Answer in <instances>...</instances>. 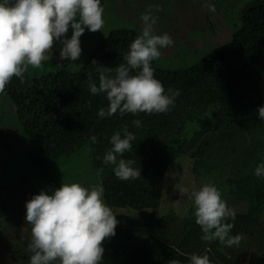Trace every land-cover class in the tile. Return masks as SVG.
Masks as SVG:
<instances>
[{"label":"trees","instance_id":"1","mask_svg":"<svg viewBox=\"0 0 264 264\" xmlns=\"http://www.w3.org/2000/svg\"><path fill=\"white\" fill-rule=\"evenodd\" d=\"M245 2L241 26L225 46L222 44V50H212L185 69H163L152 62L154 75L164 88L180 90L168 112L117 113L105 118L97 115L108 101L104 94L89 91L88 74L98 79V66L92 61L113 69L122 63L129 44L140 34L125 28L111 30L78 71L59 68L33 76L28 68L23 83L13 77L0 93V99L7 96L12 101L21 129L39 148L41 155L33 159L40 175L50 183L57 181L55 168H66L83 156L80 165L84 171L74 182H102L104 200L112 211L158 209L167 171L183 155L209 172L216 165L229 169L232 176L228 180L235 188L227 194L245 206L234 211V221L229 219L234 225L231 234H240L242 248L202 240L194 216L181 219L182 224L177 225L172 214L152 217L137 213V219L120 217V221L132 225L119 234L116 230L102 242L101 264H170L172 259L186 261L191 253L207 254L212 264H240L239 257L250 251L248 236L256 247L249 252L253 255L251 264H264V177L253 174L264 159V120L257 115L258 107L264 105V0ZM134 119H140L141 126H134ZM2 127L0 121V144L7 151L3 158H8L12 147ZM125 127L134 133L135 140L133 149L123 156L135 161L133 167L141 170V176L134 180L118 179L112 167L102 163L110 147L109 137L117 130L123 134ZM92 135L97 136V143L91 142ZM71 177L63 176L67 181ZM31 188L34 191V183ZM23 202L16 204L18 211L11 208L12 212L22 216ZM174 230L179 236L173 234H177Z\"/></svg>","mask_w":264,"mask_h":264},{"label":"clouds","instance_id":"2","mask_svg":"<svg viewBox=\"0 0 264 264\" xmlns=\"http://www.w3.org/2000/svg\"><path fill=\"white\" fill-rule=\"evenodd\" d=\"M202 4L215 11L210 0H202ZM103 14L102 0H0V93L13 77L23 83L29 66L42 67V62L51 58L54 43L59 44L60 60H78L82 53L81 35L86 30H101L105 23ZM144 20L147 22L149 17L145 15ZM173 43L167 32L156 34L152 23H146L129 44L123 62L114 69L93 60L92 64L98 66V79L88 74L89 91L93 95L104 94L108 101L97 115L105 118L117 113L123 116L170 111L180 90L165 89L154 75L152 62L162 55L161 49ZM257 115L264 120V105L258 107ZM132 124L139 127L142 121L134 119ZM90 140L98 142L96 135ZM134 140V133L127 127L123 134L117 130L109 137L110 147L102 163L110 165L120 180L141 176L140 168L133 167L135 161L123 156L133 149ZM253 174L264 177V159L258 162ZM104 191L102 182L87 185L62 182L57 188L33 194L24 205L25 220L31 226L28 264H101L102 242L115 235L118 224L117 215L104 200ZM180 192L192 204L202 240H218L226 246L239 244L241 236L231 234L234 225L229 222L234 221L236 214L214 183L203 182L191 189L186 186ZM170 264H212V261L207 254L191 253L186 261L172 259Z\"/></svg>","mask_w":264,"mask_h":264},{"label":"rangeland","instance_id":"3","mask_svg":"<svg viewBox=\"0 0 264 264\" xmlns=\"http://www.w3.org/2000/svg\"><path fill=\"white\" fill-rule=\"evenodd\" d=\"M245 1L248 0H210L215 5V11H209L203 6L202 0H102L105 23L101 30L95 32L86 30L81 35L82 53L79 59L74 62L60 60L58 58L59 44L54 43L52 55L49 53L51 58L42 62V67L29 66L30 75L41 76L59 68L78 71L90 53L111 30L125 28L141 32L146 23H152L156 34L167 32L174 41L171 46L161 49L162 55L154 60L156 66L168 70L189 68L201 61L212 50H222L232 39L241 26ZM251 1L249 0L247 4ZM145 15L149 17L147 22L144 20ZM67 35L70 37L71 29ZM0 121L5 139L12 147V155L3 158L7 151L0 144V159L3 160L0 161V200L8 199L7 204L0 203V264H28L31 253L27 249V243L31 237V226L26 222L25 213L22 212L25 209V202L41 189H54L62 182L76 181L83 170L80 165L83 162V156L75 158L76 160L68 163L66 168H55L58 180L51 184L40 175L33 159L41 155L39 148L27 139L17 120L15 106L7 96L0 99ZM197 166L187 155L179 157L172 163L166 174L162 201L158 209H144L139 212L122 209L113 211L117 215L118 234L132 225L127 224V221H120V217L131 216L137 219V213L152 217L172 214L171 216H176L177 225H181V219L193 217V210L191 202L186 199V194H182L180 190L186 186L190 189L193 185L199 187L203 182L214 183L233 211L242 210L245 207L243 203L234 202L233 196L227 194L229 189L235 188V184L228 180L232 176L228 168L216 165L209 172L204 165ZM66 174H72V179L69 181L64 179L63 176ZM78 182L80 183V179ZM33 183L34 191L31 188ZM81 184L86 185V183ZM14 201L18 203L24 201L20 204L23 207L21 208L22 216L12 212L11 208L19 210L16 205L18 203ZM137 222L138 220L130 221V223ZM261 222L264 229V212ZM174 231L177 234L175 232L173 234L179 236L178 230ZM120 235L128 239L124 234ZM247 241L249 242L248 250H256L250 236L247 237ZM174 243H178V239ZM242 246L239 242L238 245H233V248H242ZM249 252L239 257L240 264L253 263L251 259L253 255ZM215 259L220 262L218 255Z\"/></svg>","mask_w":264,"mask_h":264}]
</instances>
